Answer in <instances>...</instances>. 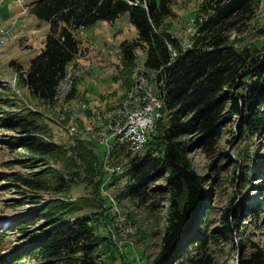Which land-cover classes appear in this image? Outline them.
Segmentation results:
<instances>
[{
    "label": "trees",
    "instance_id": "trees-1",
    "mask_svg": "<svg viewBox=\"0 0 264 264\" xmlns=\"http://www.w3.org/2000/svg\"><path fill=\"white\" fill-rule=\"evenodd\" d=\"M258 1L203 0L202 10L208 12L204 19L196 21L193 45L172 60L165 37L175 46H178V38L171 37L161 26L163 18L171 12V0L32 2L30 12L46 20L48 30L39 52L18 74V84L25 86L41 103L51 105L57 101L58 87L67 74L66 67L78 53L81 42L72 28L80 25L112 21L127 13L136 27V36L120 42L122 67L118 76L125 75L126 87L131 82L137 48L146 50L145 65L162 67L163 83L159 93L163 115L157 120L155 129L149 132L143 148L130 156L126 180L118 193L119 197L128 195L142 203L148 196L149 183L159 174L167 173L163 187L170 196L167 226L160 251L147 264H172V260L182 254L181 264H211L206 245L204 211L208 204L204 176L194 169L189 151L199 147L204 154L212 155L229 116H237L239 136L253 138L264 134V44L258 47L251 41L236 45V39L230 38L232 30L253 17ZM256 34H264L263 25L258 27ZM74 93L75 87L65 99H70ZM6 112V116L0 117L3 124L23 133L18 137L19 145L38 156L60 155L64 164L69 163L66 157L69 148L73 152L69 160L78 167L83 164L85 175L75 173V169L69 176L55 167L10 173L15 184L29 191L53 194L39 200L41 204L15 220L16 228L31 227L40 219L44 220L40 230L24 245L1 253L6 231L0 229V264H21L25 257L44 261V264H117L124 255L107 227L112 215L104 207L99 190L105 174L98 163L97 152L84 141L78 140L67 148L46 138V134L51 135L39 122L40 114L36 110ZM249 155L245 153L241 157L245 163L243 167L240 165V183L243 186L251 184L252 168L260 178L254 187L259 199L248 210L256 218L264 211V157L253 159ZM79 181L90 186L89 193L64 197L70 185ZM36 194L33 196L40 198ZM244 207L239 204L224 210L222 231L225 234L232 236L233 225L237 223L233 224L230 215L235 217L236 209ZM86 208L90 209L88 214L79 213ZM239 262L264 264V249L254 245Z\"/></svg>",
    "mask_w": 264,
    "mask_h": 264
},
{
    "label": "rangeland",
    "instance_id": "rangeland-1",
    "mask_svg": "<svg viewBox=\"0 0 264 264\" xmlns=\"http://www.w3.org/2000/svg\"><path fill=\"white\" fill-rule=\"evenodd\" d=\"M202 1L171 0V12L163 18L161 25L163 30L171 33V37L175 35L178 38V46H175L165 37L171 60L175 57L174 52L177 55L183 51L184 43H189L187 40L193 43L197 32L196 21L204 19L208 12L202 10ZM24 10L26 9H22ZM17 11L18 9L13 10L0 1V26L8 23ZM18 22V30L15 32L16 24L11 28L8 37L0 41V117L6 116V111L9 110H36L40 114L39 122L45 125L51 135L48 137L46 134V138L67 148L78 140L84 141L86 146L97 152L98 163L105 174L99 190L104 207L112 215L107 227L118 250L124 255L117 264H147L160 251L167 226L166 212L170 196L163 188L167 173L159 174L149 183L148 196L142 203L135 202V199L128 195L119 197L118 193L126 180L124 172L128 167V160L135 152H116L118 160L123 161L124 172L108 176L109 172L103 160L107 146L100 141L101 134L112 119L115 109L127 97L134 82L136 69L145 64L146 50L137 48L131 82L126 87L125 75L118 76L122 67L120 42L135 37L136 27L129 21L127 13H122L112 21L100 20L84 27L80 25L72 28L81 42L78 53L66 67L65 78L71 79L70 87L57 94L54 104L47 105L32 97L25 86L18 84V74L27 68L30 59L43 46L48 22L30 12L29 15H21ZM261 25L264 26V0L258 1L252 18L231 31L230 38L236 39V45L255 41L258 47H263L264 34H256ZM189 26L196 30L195 33L191 34L187 29ZM73 87V97L65 99ZM236 117L234 115L227 118L212 155L204 154L199 147H192L189 151L194 169L204 176L207 192L205 200L208 204L204 211L208 235L206 245L211 264H240V258L254 245L264 249V211L256 218L248 211L251 204L259 199L254 187L260 182V178L257 172L250 168L251 184L243 186L240 183V165L243 167L245 163L241 158L242 154L248 153L253 159L264 157V134L260 133L253 138L239 136ZM20 135L23 133L7 128L0 118V229L6 231L1 253L24 245L40 230L43 219L31 227H25L26 230L16 228L14 223L34 206L41 204L39 200L53 194L47 191H29L15 184L10 173H29L55 167L69 176L75 169V173L85 175L83 164L78 167L69 160L73 155L71 149L66 150L69 163L64 164L60 155L38 156L31 153L19 145ZM101 187L105 191L101 190ZM89 191L90 186L84 181H79L72 183L63 195L75 197ZM33 193H37L40 198L33 196ZM239 204L245 207L236 209L235 217L230 215L233 224L237 223L233 225L234 230L230 236L222 231V214L226 208L232 209ZM89 210L86 208L79 213L88 214ZM183 255L174 258L172 264H181ZM102 258L100 254L99 259ZM21 264H44V261L25 257Z\"/></svg>",
    "mask_w": 264,
    "mask_h": 264
},
{
    "label": "built area",
    "instance_id": "built-area-1",
    "mask_svg": "<svg viewBox=\"0 0 264 264\" xmlns=\"http://www.w3.org/2000/svg\"><path fill=\"white\" fill-rule=\"evenodd\" d=\"M22 3V0H8L10 6L22 5ZM26 8L27 6L23 9ZM15 24H17L16 21H11L8 26L0 28V40L6 37L10 27ZM187 29H189L191 34L196 31L191 26ZM187 42L189 43H184L182 46L183 50L193 45L192 41L187 40ZM174 56H177L176 52H174ZM143 68L144 76H139L135 84L133 103L121 113L115 124L111 125L106 133L100 137V141L107 146L103 160L109 172L108 176H112L114 173L118 174V169L124 165L122 160H118L116 152L124 150L131 153L142 149L146 142H143L141 138V130L152 132L153 125L163 115L161 111L162 99L159 93V88L163 83V78L160 75L162 67L156 68L144 65ZM119 126H127V133L121 140L120 146H113V134ZM101 190L105 191L103 187H101ZM114 238H116V235H114Z\"/></svg>",
    "mask_w": 264,
    "mask_h": 264
},
{
    "label": "bare ground",
    "instance_id": "bare-ground-1",
    "mask_svg": "<svg viewBox=\"0 0 264 264\" xmlns=\"http://www.w3.org/2000/svg\"><path fill=\"white\" fill-rule=\"evenodd\" d=\"M15 26H16V24L13 27H10V31L8 32V34L6 35L5 38L8 37L9 33L11 32V28H14ZM4 39H1L0 41H3ZM144 65H142V66H140V67H138L136 69V75H135V78H134V82H133L130 90L127 93V97L122 101L121 105H119L115 109V111L113 113V116L111 117L112 119L110 120L108 126L105 128V131L101 134V137L106 133V131L108 130V128L111 125L115 124L116 120L119 118L121 113L133 103V95H134V92H135V84L137 83L139 76H144V68H143ZM61 82L62 83H60L59 86H62L61 87L62 89L60 87H58V94L69 89L71 79H69V77H67V78L63 79ZM60 90H61V92H60ZM155 125H156V123L153 125L152 131L155 128ZM126 133H127V126H119V127H117L115 129L114 134H113V146H120L121 145V140L123 139V137L125 136ZM148 134H149L148 130H141V138H142L143 142L147 141ZM123 172H124V167L122 166L120 169H118V174L123 173Z\"/></svg>",
    "mask_w": 264,
    "mask_h": 264
}]
</instances>
